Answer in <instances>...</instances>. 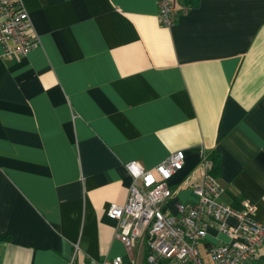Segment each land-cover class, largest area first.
<instances>
[{
  "label": "crops",
  "instance_id": "1",
  "mask_svg": "<svg viewBox=\"0 0 264 264\" xmlns=\"http://www.w3.org/2000/svg\"><path fill=\"white\" fill-rule=\"evenodd\" d=\"M160 1L22 0L39 44L0 47V264L129 261L107 214L128 201L126 165L181 150L165 213L196 200L203 151L221 201L264 223V0H176L171 28ZM227 242L210 226L203 261ZM244 264H264V245Z\"/></svg>",
  "mask_w": 264,
  "mask_h": 264
},
{
  "label": "built area",
  "instance_id": "2",
  "mask_svg": "<svg viewBox=\"0 0 264 264\" xmlns=\"http://www.w3.org/2000/svg\"><path fill=\"white\" fill-rule=\"evenodd\" d=\"M176 14V0L160 1L158 18L164 27L174 25ZM33 29L22 0H0L3 58L28 56L39 44L32 35ZM201 152L202 163L185 183L194 191L196 200L176 203L175 215L165 213L163 206L175 197L169 182L183 170L185 152L173 153L152 170L136 162L126 165L133 179L128 201L124 206L113 204L107 214L118 222L116 237L125 246L130 260L118 256L101 264H137L135 251L141 240L147 242L145 264H206L199 246L213 225L229 242L208 247L212 258L208 264H244L256 257L264 245V223L256 220V207L246 202L242 210H236L223 203V187L210 172L209 155Z\"/></svg>",
  "mask_w": 264,
  "mask_h": 264
},
{
  "label": "trees",
  "instance_id": "3",
  "mask_svg": "<svg viewBox=\"0 0 264 264\" xmlns=\"http://www.w3.org/2000/svg\"><path fill=\"white\" fill-rule=\"evenodd\" d=\"M209 165H210V172L213 176L216 177L217 173H218V168H219V162L217 160V157H211L209 155Z\"/></svg>",
  "mask_w": 264,
  "mask_h": 264
},
{
  "label": "rangeland",
  "instance_id": "4",
  "mask_svg": "<svg viewBox=\"0 0 264 264\" xmlns=\"http://www.w3.org/2000/svg\"><path fill=\"white\" fill-rule=\"evenodd\" d=\"M136 254V262L137 264H145L144 262V256H143V252L141 249H139V245L135 251Z\"/></svg>",
  "mask_w": 264,
  "mask_h": 264
}]
</instances>
